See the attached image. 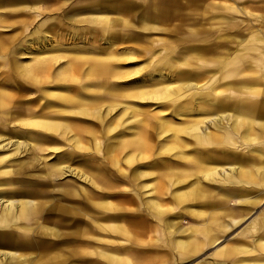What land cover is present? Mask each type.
Here are the masks:
<instances>
[{
    "label": "bare ground",
    "instance_id": "obj_1",
    "mask_svg": "<svg viewBox=\"0 0 264 264\" xmlns=\"http://www.w3.org/2000/svg\"><path fill=\"white\" fill-rule=\"evenodd\" d=\"M232 1L234 9L238 10L239 4L240 10L248 11L249 18L242 32L220 38L215 56H211L208 49L198 47H186L175 55L166 53L156 61L155 75L146 78L132 73L131 68L114 67L109 74L119 81L123 78L128 80L118 90L111 88L115 87L114 83L102 80L99 70L101 80L80 82L83 76L79 74L91 70L83 69L80 62L70 64L53 77L42 75V86L31 90L35 95L26 100L20 99L22 96L14 97L9 89L0 85V148L12 147L11 152L4 156L0 154V161L20 152L27 153V157L16 164L20 176L4 183L0 181V264H101L103 260H110L113 264L126 263L116 252L102 250L88 254L89 248L82 243L85 234L95 227L98 232L118 233H124L132 226L146 228L145 217L141 220V216L136 215L134 220L125 212L132 209L133 199L117 191L120 188L118 178H125L133 184H138L139 178H148L141 179L143 188L153 194L169 192V207L163 205V197L155 196L149 198L147 205L166 224L172 234L171 249L178 251L179 257H189L207 245H218L224 232L232 225L229 220L234 224L243 220L264 199V0ZM241 3L246 6H241ZM109 13L93 18L99 28L114 29L115 20L108 18ZM36 25L28 35L32 37L28 43H37L35 46L39 49V43L43 45L47 39L40 35L47 32L42 33L40 28L45 27V21ZM1 42L2 39L0 48L5 46ZM106 61L108 65L113 64ZM184 63L213 67L204 73L191 75L190 72L175 70ZM126 71L130 72L124 73ZM91 72L84 77L91 78ZM74 82L80 84L74 86ZM48 84L49 87H59V91L42 90L43 85ZM23 88L18 86L17 90L22 91ZM106 98H109L108 103ZM118 98L155 100H148V106L153 107L152 102H158L156 106L159 108L154 111L149 108L148 111L147 107L140 106L139 112L144 110L145 113L141 129L127 126L133 128V137L123 139L119 144L111 135L103 151H96L100 156H96L93 151L101 147V139H97L93 132L83 130L90 116L97 115L94 118L98 120L106 105L115 108L121 103L120 117L127 115L125 119H135L137 111L130 110ZM211 108L214 111L213 130L199 129L197 122L208 115ZM192 110L200 111L189 119L187 117L191 116L188 115ZM165 112L185 116L177 122L169 119L171 116L166 117ZM68 114H75L77 119L70 118ZM104 129L113 131L111 127ZM51 133L59 136L62 146L64 139L69 140L71 147L67 150L62 148L60 158L47 163L41 160V153L46 148L42 137L52 139ZM89 133L95 136L93 150L84 141V136ZM157 146L159 153L172 151L185 163L177 165L162 160L161 166L154 164L153 169L136 165L135 162L148 161V154L151 151L154 154ZM217 157L224 160L225 167L221 168L224 179L213 185L221 170L217 168L219 164L209 161L213 162ZM41 163L42 172H30ZM69 175H77L94 189L82 183L76 186L68 182L66 186H60L65 199L76 198L78 202L59 207L56 201H49L47 192L55 187L60 177ZM224 182L235 185L228 187L223 185ZM43 185L47 187L42 188ZM6 186L11 187L3 188ZM88 215L94 218L90 228ZM183 215L190 217L189 224L179 223ZM253 232L256 234L251 242L234 238L219 245L215 254L234 258L232 264H264V211L256 214L243 231L247 235ZM137 237L144 240V234ZM79 238L82 240L80 243ZM87 254L98 256L100 261L87 259ZM151 257L150 254H132L127 260L130 264H152L147 262ZM214 259L209 264H227L224 260ZM136 260H145V263Z\"/></svg>",
    "mask_w": 264,
    "mask_h": 264
},
{
    "label": "crops",
    "instance_id": "obj_2",
    "mask_svg": "<svg viewBox=\"0 0 264 264\" xmlns=\"http://www.w3.org/2000/svg\"><path fill=\"white\" fill-rule=\"evenodd\" d=\"M188 1L189 3H187V0H1L0 39H2L1 43L5 46L0 48V54L7 57L3 58L2 63H0V85L5 88L40 85V72L52 70L53 68L50 66L52 63L50 60L41 61L37 58L26 62L22 59V56L33 54L34 49L36 51L34 54H40L42 50L39 49L46 46V48H49L53 42L56 43L55 45H60L62 50L59 52L67 55V61L64 60L61 69H67L70 64L80 62L83 69L106 71L118 66L124 67L125 64L122 60L128 58L129 60H135L133 61L135 63L130 64V68L144 71L146 78L151 74L155 75L153 72L158 67L156 61L166 53L175 55L178 51L186 49V47H198L208 49L211 56L217 55L216 49L219 40H221L220 38L230 37L233 33L242 32L245 24H247L248 11L240 10L239 4H237L238 10L234 9L235 5L232 0ZM237 1V3L242 2ZM241 4L243 7L246 6L243 3ZM249 4L251 5V3ZM107 12H111L108 18L115 20L114 29L110 31L99 28L98 22L95 24L94 21L95 18L98 19ZM22 19L23 21H21ZM40 21H45V27H40L42 33L47 32L40 35V37L47 39L43 45L39 43L38 49L35 46L37 43H28L29 39L32 38L28 35L37 26L36 24H40ZM20 46L23 49H20ZM59 52H56V54ZM11 55L20 56L17 59L18 62H14L10 58ZM106 60L113 64L108 65ZM178 63H175V66ZM91 64L94 66L93 68ZM163 66L165 67V65ZM212 67L198 63H184L175 70L190 72L191 75L204 73V70ZM99 80L101 79L99 78ZM180 99L182 100V98ZM148 100L155 102V100ZM148 100L146 99L147 110L150 104ZM154 104H158V102H152V105ZM213 112V108H211L209 114L197 122L199 129L213 130ZM171 114L178 117V122L181 120L180 117L184 118L185 116ZM210 121L211 123H209ZM209 162L218 164V162L224 163V160L217 157L213 159V162ZM226 186L229 187L230 185ZM232 187L234 186L232 185ZM185 217L190 219L188 215L183 218ZM241 221L234 224L233 221L229 220V224L232 225L221 237V239L225 238V243L233 240L234 237L251 242V238L256 233L254 235L242 234L243 236H238L239 231H237V234L234 233L229 236L230 230ZM149 231L150 226L147 225V240L152 243L154 241L162 243L165 238L170 237L165 230L151 236L148 234ZM240 231H243V229ZM227 235L228 237H226ZM158 237H161L159 241H157ZM165 243L168 244L169 239ZM209 246H213V244L206 247ZM213 248L210 252L212 257L214 255L215 258L224 260L227 264H232L234 258L218 256L214 254L218 247L213 246ZM166 249L167 253L164 251L162 254H173L168 248ZM179 258L186 259L188 257Z\"/></svg>",
    "mask_w": 264,
    "mask_h": 264
},
{
    "label": "rangeland",
    "instance_id": "obj_3",
    "mask_svg": "<svg viewBox=\"0 0 264 264\" xmlns=\"http://www.w3.org/2000/svg\"><path fill=\"white\" fill-rule=\"evenodd\" d=\"M55 44L56 43L53 42L51 44L52 46L50 45L49 48L43 47V49H40V50L44 51L43 53L22 56L23 57L22 59H24L26 62H28L34 58H37L41 61H49L50 60V62L52 63L50 66L53 69L48 71V72L42 71V72H40V75L41 76L44 75L45 77H48V76L53 77V76L60 73V69H61L60 67L63 65L64 60L67 61V55H63L61 52H59L60 50H62V49H60V45L59 44L55 45ZM49 50H51V51H49ZM56 52H59V53L56 54ZM6 57L7 56L0 54V63L3 60V58H6ZM19 57L20 56H15V55L10 56V58L12 60H14V62H16V61L18 62L17 59ZM52 59H54V60H52ZM133 61H135V60H129L128 58H127V60H122V62H124V64H125L124 68H130V64L135 63ZM140 62L141 61L139 60V63ZM91 71H94V72H91ZM88 72H91V78L86 79V77H84V75L88 74ZM101 72H102V80L106 81L108 84H110L111 82L114 83L115 87H111V88H113L115 90H118L120 87H124L125 85L123 83L126 84V82L128 81L125 78H123L122 81H119V79L114 78L113 75L109 74L110 73L109 70L101 71ZM127 72H130V71H126L124 73H127ZM81 73L79 74V76H81V77L83 76L80 79L81 80L80 82H82V83L90 82V81L95 82L96 80H99V78H100L99 71H96V70H92V69L90 71L85 70V71H82ZM132 73L137 74L140 77L142 76L141 78L145 77L144 71L135 72V70H133ZM92 75H94V76H92ZM56 79L59 80L58 82L61 81L60 78H56ZM38 81H39V79H38ZM46 81H48V80H46ZM39 82H41V81H39ZM80 82H74L73 85L76 86V85L80 84ZM49 85L50 84L43 85L42 90H46V89L50 88L49 91L50 90L59 91V89H60L59 87L58 88L52 87V86L49 87ZM41 86H42L41 84L40 85L37 84L36 86L25 87V88H23L22 91H18L17 90L18 87H16V86L15 87L10 86L8 88L6 87L5 89H9V91H11L13 93L14 97L22 96V97H20V99L26 100V99H29L31 96L35 95L34 91H31V90L36 89L37 87L40 88ZM28 90H30V91H28ZM108 99L109 98H106V102ZM118 99L121 100V102L126 103L130 110L137 111L135 113V119L130 120V117H127L125 119V117L127 115L120 117L119 114H120V112H122V109H123V105H121V103L115 108H111V106L106 105L104 107V109L102 108L103 112L100 115V117L98 118V120H96V118H94L97 115H95L94 117L92 116V118H90L91 117L90 116L88 118V122H87L88 125L86 127H84L83 130L85 132H90V133L93 132V134L97 137V139L98 138L101 139V142H100L101 147H99L97 150L95 149V145H94V143H95L94 137L95 136L93 137V134L89 133V135L87 137L84 136V138H85L84 141H85V144L88 145L91 150L95 149V151H93L95 153H96V151L98 152L99 149L103 151V147L107 146L108 139H110L111 135L116 137L117 142H118L117 144L122 143L123 139L128 140L129 138L133 137L134 131H131L133 128L129 129L127 126L131 125L135 129L138 128V130H139V129H141L142 124L144 123V120L142 121V118L144 119L145 113H144V110L139 112V107L144 106V108H146V100H141L138 98H131V99L130 98H118ZM156 105H158V104H154V105H152L153 107L150 106L149 108H151L152 111L157 110L159 107ZM154 106H156V107H154ZM26 108L27 107H25V109ZM106 111L108 113H106ZM167 112H165L166 117L171 116L169 119H172V120L174 119L175 121L178 122V117L176 115L171 114V113H167ZM193 112H195V113H193ZM190 113L191 114H189L188 116H190V115L191 116L187 117L189 119H191L193 116L195 117V115L196 116L198 115V111L192 110ZM68 116L70 118L73 117L74 119H77L75 114H68ZM123 119H125V120L122 121ZM154 120H156V122H160L159 119L158 120L153 119V121ZM181 120H182V118H181ZM140 122H141V124H140ZM105 127L106 128L111 127V128H113V131L112 132L107 131L104 129ZM50 135H51L52 139L42 137L43 141L46 143V148H45V151L41 153V156H42L41 160H45L47 163L52 162V161L56 160L57 158H60L61 153L63 152V151H61L62 148L63 149H66V148L69 149L71 147V143L69 140L64 139L63 140L64 146H62V143H60V141L58 140L59 136L57 134L51 133ZM168 139L170 141V138L167 137V141H168ZM175 150H177V149H175ZM11 151H12V147H9V146H6L4 148H0L1 156H4L6 153L11 152ZM158 151H160L159 146L156 147L154 154L152 151L148 154V161L146 159L144 162H142V161L135 162V163H137L136 165H138V164L139 165H145L146 168L153 169L155 167V165H159V167H160L162 160L168 161L170 163L173 162L177 165H183L185 163L184 159L182 157H180V159H179L178 155L176 153H172V151H167V152L165 151L163 153H159ZM95 155L100 156L97 153ZM104 155L106 157L108 156V154H105V153H104ZM96 156H94V157L97 158ZM26 157H27V153L20 152L19 154L11 156L10 159H2V161H0V181L4 183L8 180L10 181V178H15L17 176H20V174L17 173L18 170H17L16 164L18 162L24 160ZM86 157L91 158V156H86ZM159 158H160L159 162H156V163L152 162L155 159H159ZM121 163L124 165L123 162H121ZM146 163H148V164H146ZM72 164L74 165L75 163L73 162ZM218 164L219 165L217 166V168H220L219 170H221L222 167H225L224 166L225 164H223V162H221V163L218 162ZM41 166H42V163L39 165H36L35 168H33V170H31L30 172L38 173L42 169ZM223 174L224 173L222 172V170L219 171V173L217 175L218 177L216 179H214L212 182L213 185H218V183H220V181L224 179ZM153 176H154V174L151 175L150 177H153ZM118 179L120 180V183H119L120 188L117 191H119L122 194H128V196H131L133 199V203H134V204L133 203L130 204L132 206V209L125 210V212L131 214V216L134 218V220L136 218V215L141 216V220L145 217L147 225L150 226V231L148 233L150 236L152 234L156 235V234L162 233L163 230H165L167 233H169L168 228H167L166 224L164 223V221L162 219H159L152 212V210H150V208H148V205H147L149 198L152 196H155L156 198H159V199L163 197V199H164L163 205L165 207H169L171 205V202H170L171 195L169 194V192L165 193V194L164 193L163 194L162 193L157 194L158 192H155L153 194V192H151L150 190H148V189L146 190L145 187L144 188L142 187L141 179H142V181H144V180H148V178H139L138 184H133L130 180L127 181V179H125V178H118ZM68 182H70L76 186H80L82 183L83 185H86L87 188H90V189L93 188L94 189V187H92V185H90L89 182L84 181L82 178H79L77 175L76 176L75 175H71V176L69 175V176L62 177V178L60 177L56 181L55 187H53V189H51V190H49V192H47V193H49V197H50L49 201L50 202L56 201L58 203L59 207L64 206L65 204H67V206H70V204H72L74 201H75L74 202L75 204L78 202V199H76V198H71V199L67 200V199H65V196L62 195L61 187L66 186ZM98 183L101 184V181L99 180ZM223 185H230V186L233 185L234 186V184L229 183V182H226V183L224 182ZM7 187H11V186H6L3 188L8 189ZM45 187H47V186L46 185L42 186V188H45ZM48 187H50V185ZM47 193L43 192V194H45V195ZM69 202H71V203H69ZM122 205L127 206L126 203H122ZM172 211L173 210H171V212ZM261 211H264V200H262L258 205L254 206L253 210L244 218V220L241 221L236 226H234L232 228V230H230L231 232H230L229 236L236 233L237 231H239L238 236L239 235L243 236L242 234H245V233H243V231H244V229H246L248 222L253 217H255L256 214L260 213ZM184 216L185 215H183L181 217V219L179 220V223L181 225H184V224L187 225L190 222V220L187 219V217L183 218ZM88 217L90 218V221H91L90 222L91 225L89 226V228H90L93 226L92 223H94V218L90 217L89 215H88ZM86 219H87V217H86ZM84 222H86V221H84ZM146 228H147V226H146ZM146 228H144L142 226H138V227L132 226V227H129V230L126 228L124 233H118V232H107V231L98 232L97 227H95L94 229H91V230L88 229L89 231L87 230L88 232H87V234H85V236L83 238L84 242L81 240V238H79L78 240H80L79 243L82 241V243H84L86 245V247L89 248L90 253H88V254H96L97 251L99 252L102 250L109 251L112 253H115V252L119 253L118 255L121 257V260L126 261V263H123V264H130L129 261L127 260V257L129 255H132V254H150L152 256L151 257L152 259H150L151 261H147V262H150L152 264H173V263L179 264L180 262H181L180 264H208L210 262H213L211 260L214 257V255L212 257L210 252L214 249L213 248L214 245L203 248L202 251L200 250L199 253L197 252V254L195 253V255H193L191 257H188L186 259H182V258L178 257L179 255L177 256V254H179L178 251L171 249L170 237H172V234L169 233L168 236H170V237L165 238L162 241V243H157L155 241L152 243L149 240H147L148 236H146L147 235ZM242 229H243V231H240ZM130 230H131V232H130ZM132 232H133V234H132ZM138 234H141V235L144 234V240L141 241V238L137 237ZM254 234H255V232H253L252 234L250 233V235H254ZM160 236H164V235H160ZM226 237H228V235ZM160 239H161V237H158L157 241H159ZM167 239H169V243L164 244V242L167 241ZM236 239H239V238H236ZM225 241H226L225 238H222V241H220V243L216 246L218 247L219 245L225 243ZM154 245L157 246L158 248H155ZM166 248H168V250L170 252H172L173 254H162L164 251L167 253ZM92 250H95L96 252L93 253ZM127 250L132 251V253L128 252ZM88 254L85 256L87 259H94V260L100 261L98 256L96 257L95 255H88ZM214 254H215V252H214ZM240 254H243V253H240ZM136 261L141 262L140 260H136ZM142 262L145 263V260H143ZM101 264H113V263L110 260H103ZM212 264H216V263L214 262Z\"/></svg>",
    "mask_w": 264,
    "mask_h": 264
}]
</instances>
